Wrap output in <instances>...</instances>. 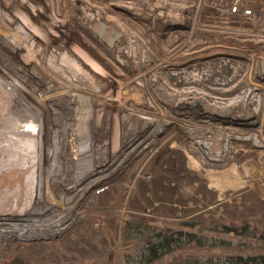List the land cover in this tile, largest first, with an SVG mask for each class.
Returning a JSON list of instances; mask_svg holds the SVG:
<instances>
[{"label": "rangeland", "instance_id": "1", "mask_svg": "<svg viewBox=\"0 0 264 264\" xmlns=\"http://www.w3.org/2000/svg\"><path fill=\"white\" fill-rule=\"evenodd\" d=\"M2 1L0 78L6 84L0 81V88L34 110L42 129L38 134L26 113L20 124L8 111L19 109L8 93L11 108L0 116V216L27 217L28 211L11 210L18 200L24 207L29 196L36 202L37 191L45 201L66 194L75 182L79 150H87L95 172L102 171L132 135L163 128L90 188L69 229L37 240L0 238V264H63L58 249L69 254L67 264L77 257L79 264H124L138 242L127 238L128 222L132 230L190 228L191 222L197 231L230 241L224 247L191 243L150 264L264 254V35L252 30L240 37L238 22L227 26L218 18L214 0ZM205 49L215 50L188 57ZM199 99L205 113L179 108ZM226 108L228 117L214 115ZM250 113L254 117L247 120ZM19 125L26 135L18 136ZM36 133L42 145H32ZM200 140H210L209 155ZM40 148L42 162L35 165L32 153ZM204 225L216 230H202Z\"/></svg>", "mask_w": 264, "mask_h": 264}, {"label": "bare ground", "instance_id": "2", "mask_svg": "<svg viewBox=\"0 0 264 264\" xmlns=\"http://www.w3.org/2000/svg\"><path fill=\"white\" fill-rule=\"evenodd\" d=\"M6 1L7 0H3L2 2H5L6 3ZM6 8V7H5ZM7 8H8V6H7ZM28 15H30V14H28ZM27 16V15H26ZM3 17H4V14H3ZM18 17H20V16H18ZM116 17V16H115ZM9 18H11V17H9ZM20 18H22V17H20ZM2 19V18H1ZM3 19H5L4 20V23H5V21H7V19H8V17L7 18H3ZM26 18H24V20H25ZM26 21V20H25ZM32 21V20H31ZM123 21V20H122ZM8 22V21H7ZM124 22V21H123ZM29 23H30V21H29ZM10 24V23H9ZM27 24V23H26ZM37 24V23H36ZM114 24V23H113ZM126 24V23H125ZM19 25V24H18ZM38 25V24H37ZM19 26H21V25H19ZM37 28V27H36ZM7 29V28H6ZM12 29V28H11ZM31 29H33V27L31 28ZM117 29V28H116ZM23 30V29H22ZM30 31V30H29ZM34 31V30H33ZM36 31V30H35ZM133 32V31H132ZM29 33V32H28ZM27 33V34H28ZM37 35V34H36ZM1 36V35H0ZM3 37V36H2ZM102 37V36H101ZM29 40V39H28ZM142 40V39H141ZM6 43H8V42H6ZM22 45V44H21ZM22 47V46H21ZM216 49V48H215ZM215 49H210L209 51H208V49H205V51H201V50H198V51H196V52H194L193 51V53H191L188 57H193L194 55H196L195 57H196V59H198L199 57H198V55H207V54H210V53H213V52H211V51H213V50H215ZM191 51V50H190ZM192 52V51H191ZM203 52H204V54H203ZM206 52H209V53H206ZM118 54H120V53H118ZM188 54V53H187ZM186 58V57H185ZM192 59V58H191ZM190 60V59H189ZM188 60V61H189ZM187 61V60H186ZM58 63V62H57ZM140 63V62H139ZM142 63V62H141ZM46 64V63H45ZM54 64V63H53ZM60 64V63H59ZM58 64V65H59ZM216 64V63H215ZM127 65V64H126ZM142 65V64H141ZM202 65V64H201ZM56 66V65H55ZM218 66V65H217ZM246 66V65H245ZM53 67V66H52ZM167 67V66H166ZM171 67V66H170ZM222 67V66H221ZM237 67H238V65H237ZM55 68V67H54ZM64 68V67H63ZM242 68V67H241ZM58 69V68H57ZM239 69V68H238ZM189 70V69H188ZM48 71V70H47ZM53 71V70H52ZM141 71V70H140ZM215 71V70H214ZM225 71V70H224ZM36 72V71H35ZM74 72V71H73ZM60 73L63 75V73L60 71ZM40 74V73H39ZM67 74V73H66ZM235 74V73H234ZM238 75V74H237ZM57 76V75H56ZM56 79V78H55ZM71 79V78H70ZM127 79V78H126ZM4 81L3 83H5L6 84V81L2 78H0V81ZM33 81V80H32ZM41 81V80H40ZM8 82V81H7ZM30 82V81H29ZM62 82V81H61ZM66 82V81H65ZM64 82V83H65ZM46 83V82H45ZM50 83V82H49ZM58 83V82H57ZM76 83V82H75ZM131 83V82H130ZM31 84V83H30ZM38 84V83H37ZM36 84V85H37ZM42 84H43V82H42ZM60 84V83H59ZM40 85V84H39ZM65 85H66V83H65ZM77 85V84H76ZM124 85V84H123ZM129 85V84H128ZM55 86V85H54ZM58 86V85H57ZM67 86H69L68 84L66 85V87ZM37 87H39V86H37ZM71 87V86H70ZM81 87V86H80ZM124 87V86H123ZM157 87H159V86H157ZM2 88V89H1ZM0 89L1 90H3L4 92L3 93H1L0 92V116H1V113H2V115H3V113L4 112H6V110H8L9 108H11V102L9 103V101H8V93L9 94H11L10 95V99L12 100V102H15V103H17V105H18V108L19 109H15V108H13V109H15V111L14 110H8V111H11V112H13L14 113V115H15V118H18V121L20 122V124H21V122L23 121L24 123L25 122H27L26 120H28V119H26V117L24 118V116H23V114L24 113H26V114H29L28 116H31V118L34 120V121H36L37 123L36 124H34V130H37V133L39 134V132H41L40 131V129H42V128H40V126H41V123H40V120L39 119H37L38 117L37 116H35L34 115V113H35V111L34 110H30L29 108H28V106L26 105V104H24L23 103V101L22 100H18L19 98H18V96H14L12 93H10V92H7V91H9L8 89H4L3 87H1ZM40 88H42V87H40ZM39 88V89H40ZM132 88V87H131ZM66 89V88H65ZM82 89H84V88H82ZM86 89V88H85ZM102 89V88H101ZM128 89V88H127ZM60 90V89H59ZM63 90V89H62ZM67 90V89H66ZM77 90V89H76ZM124 90H125V88H124ZM123 90V91H124ZM39 91V90H38ZM42 91V90H41ZM57 91V90H56ZM122 91V92H123ZM139 91V90H138ZM5 92H6V94H5ZM77 92H79V91H77ZM85 92V91H84ZM127 92V91H126ZM129 92V91H128ZM48 93V92H47ZM80 93V92H79ZM139 93H141V92H139ZM33 94V93H32ZM38 94V93H37ZM46 94V93H45ZM69 94V93H68ZM122 94V93H121ZM205 94V93H204ZM203 94V95H204ZM1 95L3 96V98L1 97ZM39 95V94H38ZM50 95H51V93H50ZM97 95V94H96ZM129 95V94H128ZM141 95V94H140ZM32 96V95H31ZM35 95H33V97H34ZM71 96H73V95H71ZM77 96H78V94H77ZM122 96H123V94H122ZM131 96V95H130ZM39 97V96H38ZM55 97V96H54ZM76 97V96H75ZM81 97V96H80ZM85 97V96H84ZM125 97V96H124ZM129 97V96H128ZM134 97V96H133ZM136 97V96H135ZM146 97V96H145ZM130 98V97H129ZM203 98V97H202ZM70 99V98H69ZM118 99V98H117ZM126 99V98H125ZM138 99V98H137ZM71 100H73V99H71ZM141 100V99H140ZM199 100H201V99H199ZM204 100V99H203ZM74 101V100H73ZM85 101H86V99H85ZM84 101V102H85ZM90 101V100H89ZM115 101V100H114ZM188 101V100H187ZM202 101V100H201ZM53 102V101H52ZM76 102V101H75ZM87 102V101H86ZM206 102V101H205ZM54 103V102H53ZM128 103V102H127ZM72 104V103H71ZM73 105V104H72ZM206 105V104H205ZM112 106V105H111ZM209 106V105H208ZM127 107H128V105H127ZM222 107V106H221ZM223 107H224V105H223ZM232 107V106H231ZM6 108V109H5ZM211 109V108H210ZM227 109V108H226ZM45 110V109H44ZM4 111V112H3ZM30 111H32L33 112V114L30 112ZM97 111V110H96ZM212 111V110H211ZM210 111V112H211ZM219 111V110H218ZM217 110L215 111L216 113H214V115H217V114H219V112H218ZM220 111H222L221 109H220ZM17 114H16V113ZM44 113H45V111H43ZM51 112V111H50ZM262 112H263V109H262ZM44 113H43V116H44ZM264 113V112H263ZM7 114V113H6ZM5 114V115H6ZM38 115H39V113H37ZM56 114H57V112H56ZM185 114V113H184ZM5 115H3V116H5ZM8 115V114H7ZM12 115V114H11ZM13 115V116H14ZM186 115V114H185ZM209 115V114H208ZM3 116H2V118H0V119H4L3 118ZM33 116V117H32ZM46 116V115H45ZM48 116V115H47ZM30 118V119H31ZM51 118V117H50ZM36 119V120H35ZM153 119H155V118H153ZM152 119V120H153ZM158 119H160V118H158ZM262 119V118H261ZM51 120V119H50ZM264 120V119H263ZM33 121V122H34ZM44 120H42V122H43ZM164 121V120H163ZM166 121V120H165ZM112 122V121H111ZM136 122H138V121H136ZM145 122V121H144ZM162 122V121H161ZM149 123V122H148ZM165 123V122H164ZM0 124H2L1 122H0ZM8 124V123H7ZM11 124V123H10ZM134 124H135V122H134ZM153 124V123H152ZM152 124H150V126L152 125ZM156 124V123H155ZM158 124V123H157ZM12 125V124H11ZM126 125V124H125ZM135 125H137V124H135ZM1 126V125H0ZM10 126V125H9ZM16 126V125H15ZM20 126V129H19V131L21 132L20 134H22V132H23V134L24 135H26L25 133H24V129H23V126L22 125H19ZM18 126V127H19ZM124 126V125H123ZM132 126V125H131ZM138 126V125H137ZM141 126V125H140ZM153 126H154V124H153ZM155 126H157V125H155ZM3 127V126H2ZM33 127H32V130H33ZM161 127V126H160ZM7 128V127H6ZM139 128V127H138ZM141 128V127H140ZM161 128H163V127H161ZM161 128H156L154 131L151 129H149V130H141V132L138 134V135H136V136H134L133 137V135H132V139H130L129 141H128V143H127V145H126V147H125V149H124V151H122V153L121 154H119V156H118V158H116V160H112L113 161V163H112V165H110L109 167H107L106 169H103L102 171H96L95 172V169H94V167L92 166V165H89L86 161L88 160V152H87V150H85V151H83V150H79L78 151V153H76L77 154V156H79V155H81L80 157H79V160L80 161H78L77 162V164H76V168H75V182H74V184H72V188L70 187V189H67V193L66 194H63V195H61V196H58L57 198H53V199H47L46 201L45 200H41L42 198H40V191H37V194L39 195V197H37L36 198V202H34V201H32V198H31V196H29V199H28V197H26V199H25V206L24 207H22V205H21V200L19 201H17L16 203H17V206H15L11 211L12 212H25V211H28V214H27V217H25V218H17V217H14L13 216V214L11 213L10 215L8 214V215H1L0 216V221H4V222H8V223H10L9 225H17V227L16 228H20V230H21V232H22V237H26V235L29 233V234H36V233H38V232H44L45 233V235L46 236H53V235H55V234H58V233H61V232H64V231H66L67 229H69L71 226H72V224H74L76 221H77V219H78V217L80 216V214L79 213H77L76 214V216H74V211L77 209V207H78V205H79V203H80V200H82L85 196H86V194L88 193V191L90 190V188L94 185V184H96V183H100L101 181H102V179H106V178H109L111 175H113L115 172H117L118 171V169H119V167H122V165L127 161V159L129 158V156H132L133 154H134V152H135V150L136 149H139V147L140 146H142V145H144L145 143H147L148 141H152V139L153 138H155L156 137V135L158 134V132L161 130ZM1 129V128H0ZM125 129V128H124ZM127 129V128H126ZM2 132H4L5 131V129L4 128H2ZM7 130V129H6ZM45 130V129H44ZM124 131V130H123ZM137 131V130H136ZM7 132H9V131H7ZM6 132V133H7ZM17 132V131H16ZM91 132V131H90ZM1 133V132H0ZM5 133V134H6ZM11 133V132H10ZM14 133V132H13ZM37 133H36V135H35V137L32 139L33 140V142H32V145L33 144H35L36 142H38V145H42V143H39V142H42V141H40V139H38L37 138ZM55 133V132H54ZM137 133V132H136ZM23 134L22 135H19L18 134V136L20 137V136H23ZM43 134V133H42ZM124 134V133H123ZM9 135V134H8ZM15 135V134H14ZM126 135V134H125ZM209 135V134H208ZM238 135V134H237ZM7 136V135H6ZM51 136V135H50ZM119 136V135H118ZM123 136V135H122ZM214 136V135H213ZM229 136V135H228ZM33 137V136H32ZM51 137H53V136H51ZM232 137V136H231ZM8 138H10V137H8ZM40 138V137H39ZM97 138V137H96ZM121 138V137H120ZM36 139V140H35ZM42 139H44L43 138V136H42ZM46 139H48V138H46ZM115 139V138H114ZM206 139V138H205ZM204 139V140H205ZM210 139V138H209ZM16 140V139H15ZM35 140V141H34ZM121 140V139H120ZM124 140V139H123ZM199 140V139H198ZM212 140V139H211ZM214 140V139H213ZM225 140H226V138H225ZM0 141H2L3 142V140L1 139ZM24 141H26V139L24 140ZM197 141V140H196ZM207 141H208V138H207ZM207 141H204V143L205 144H207L208 146H209V148H210V150L212 149V147H213V145L211 144V142H210V140H209V142H207ZM217 141V140H216ZM224 141V140H223ZM21 142H23V141H21ZM21 142H20V144H21ZM49 142H51V141H49ZM213 142V141H212ZM1 143V142H0ZM24 143V142H23ZM25 143H27V145H28V143L29 142H25ZM53 143V142H52ZM122 143V142H121ZM10 144V143H9ZM14 144V143H13ZM12 144V145H13ZM119 144V143H118ZM217 144V143H216ZM2 145V144H1ZM194 145H196V144H194ZM198 145V144H197ZM218 145V144H217ZM220 145V144H219ZM14 146V145H13ZM212 146V147H211ZM221 146H222V143H221ZM22 147V146H21ZM38 147V146H37ZM220 147V146H219ZM9 148H12V147H9ZM46 148H47V146H46ZM197 148V147H196ZM221 148V147H220ZM0 149H2V147L0 148ZM118 149V148H117ZM47 150H48V148H47ZM61 150V149H60ZM119 150V149H118ZM216 151V150H215ZM220 151V150H219ZM40 152V153H39ZM39 152L37 151V149H35L34 150V153H32V155H34V159H33V163H35V165H38L37 163H38V161H41V159H40V157L44 154V151H43V149H41L40 148V150H39ZM54 152V151H53ZM61 152V151H60ZM117 152V151H116ZM86 153V154H85ZM215 153V152H214ZM7 154V153H6ZM9 154V153H8ZM46 154V153H45ZM53 154V153H52ZM62 154V153H61ZM71 154V153H70ZM82 154H84L85 155V157L82 155ZM219 154V153H218ZM217 154V155H218ZM5 155V154H4ZM48 155V154H47ZM89 155L90 156H93L94 157V155H91L90 154V151H89ZM121 155V156H120ZM1 156H2V154H1ZM6 156V155H5ZM57 156V155H56ZM60 156V155H59ZM219 156V155H218ZM52 157V156H51ZM211 157V156H210ZM213 157H214V155H213ZM222 157V156H221ZM87 158V159H86ZM97 158V157H96ZM220 158V157H219ZM13 159V158H12ZM90 160H92V159H90ZM94 160V159H93ZM226 160V159H225ZM228 160V159H227ZM111 161V162H112ZM19 162V161H18ZM42 162V161H41ZM45 162V161H44ZM110 162V163H111ZM47 163V162H46ZM14 164H16V163H14ZM104 165V164H103ZM42 166H43V164H42ZM60 166V165H59ZM7 167V166H6ZM13 167H14V165H13ZM39 167V166H38ZM44 167H46V166H44ZM5 168V167H4ZM18 168H20V167H18ZM10 169V168H9ZM61 169V168H60ZM42 170H44V169H42ZM49 170V169H48ZM48 170H46V171H48ZM5 171V170H4ZM67 171V170H66ZM15 172V171H14ZM13 172V173H14ZM36 172H38V168L37 167H35V174H36ZM2 173V172H1ZM72 173V172H71ZM12 174V173H11ZM34 174V175H35ZM64 174V173H63ZM67 174H68V172H67ZM38 175V174H37ZM9 176H10V174H9ZM44 176V175H43ZM42 174H40L39 175V178L40 179H38V180H40L41 181V179H42ZM66 176V175H65ZM12 177V176H11ZM54 177H55V175H54ZM58 177V176H57ZM63 177V176H62ZM71 177H72V175H71ZM50 178V177H49ZM68 178V177H67ZM30 179V178H29ZM35 176L33 177V181H31V183L29 184V186H28V188H29V193L31 192L32 194L34 193V191H33V189H34V185H35ZM71 179V178H70ZM1 180V179H0ZM5 180V179H4ZM57 180V179H56ZM9 181V180H8ZM39 181V182H40ZM68 181H69V179H68ZM38 182V183H39ZM60 182V181H59ZM42 183V182H41ZM40 183V184H41ZM58 183V182H57ZM62 183V182H61ZM60 183V184H61ZM4 184V183H3ZM37 185H39V184H37ZM44 185V184H43ZM42 185H40V187H41ZM3 187V186H2ZM46 187V186H45ZM47 189H48V187H46ZM58 188V187H57ZM61 188V187H60ZM64 189V188H63ZM40 190H41V188H40ZM49 190V189H48ZM51 190V189H50ZM53 190V189H52ZM66 190V189H65ZM44 192V191H43ZM47 192V191H46ZM45 193V192H44ZM49 193H50V195H51V192L49 191ZM46 195H48V194H46ZM37 196V195H36ZM33 197V196H32ZM49 197V196H48ZM47 197V198H48ZM46 198V197H45ZM44 198V199H45ZM21 199V198H20ZM32 206V208H30ZM16 214V213H15ZM24 215V214H23ZM28 222V223H27ZM12 223V224H11ZM15 223V224H14ZM10 226V227H11ZM44 239V238H43ZM25 240V239H24Z\"/></svg>", "mask_w": 264, "mask_h": 264}, {"label": "trees", "instance_id": "3", "mask_svg": "<svg viewBox=\"0 0 264 264\" xmlns=\"http://www.w3.org/2000/svg\"><path fill=\"white\" fill-rule=\"evenodd\" d=\"M133 224L128 222L126 236L128 239H138V242L136 247L125 253L124 264H150L174 249L191 243H195L198 246L214 247H224L230 243L226 238L195 230L191 222L187 223L190 228H166L164 230H160L157 226H148L147 230L137 226V228L132 230L131 225ZM204 229L216 230L215 227L207 225L202 226V230ZM224 231L228 232V229L226 228ZM261 234L262 238H264V229ZM54 252L63 264L70 262L69 254H66L65 250L58 249V251L55 250ZM79 260L77 257L76 260H71V262L72 264H79ZM34 264L36 263L34 262ZM183 264H264V254L234 255L229 253L220 255L217 258L213 256H197L187 259Z\"/></svg>", "mask_w": 264, "mask_h": 264}, {"label": "built area", "instance_id": "4", "mask_svg": "<svg viewBox=\"0 0 264 264\" xmlns=\"http://www.w3.org/2000/svg\"><path fill=\"white\" fill-rule=\"evenodd\" d=\"M212 3L216 5L218 18L223 24L225 23L229 26L230 23H234L233 21L238 22L239 26L238 30H236L239 31L238 35L240 37H243L246 32L252 30L258 31L260 35H264V25L261 23L259 25L260 20L264 21V0H214ZM247 24H251L252 28L248 29V27H244ZM9 224L3 220L0 221L1 239L10 237L11 235H22L20 228H16L17 225L11 226Z\"/></svg>", "mask_w": 264, "mask_h": 264}, {"label": "water", "instance_id": "5", "mask_svg": "<svg viewBox=\"0 0 264 264\" xmlns=\"http://www.w3.org/2000/svg\"><path fill=\"white\" fill-rule=\"evenodd\" d=\"M179 108L182 109H194L199 113H205L206 112V107L204 106L203 102L201 100H197L196 102H190V101H183L179 104ZM231 113V109H227L226 111H219V114L224 116V117H228L229 114ZM254 117L253 113H250L247 120H251ZM198 146L200 147L201 150H203L206 155L210 154V148L207 144L204 143V141H199L198 142ZM46 235L44 232H38L36 234H27L26 238L27 240H37V239H42L45 238Z\"/></svg>", "mask_w": 264, "mask_h": 264}]
</instances>
